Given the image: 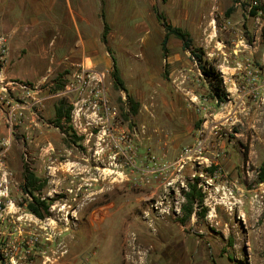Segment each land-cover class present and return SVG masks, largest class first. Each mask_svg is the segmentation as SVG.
Listing matches in <instances>:
<instances>
[{
    "label": "rangeland",
    "instance_id": "rangeland-1",
    "mask_svg": "<svg viewBox=\"0 0 264 264\" xmlns=\"http://www.w3.org/2000/svg\"><path fill=\"white\" fill-rule=\"evenodd\" d=\"M95 5L124 150L79 134L64 100L61 145L26 148L16 169L6 160L0 264H264V0L254 15L250 0ZM157 12L205 49L224 101L178 37L163 49Z\"/></svg>",
    "mask_w": 264,
    "mask_h": 264
},
{
    "label": "crops",
    "instance_id": "crops-1",
    "mask_svg": "<svg viewBox=\"0 0 264 264\" xmlns=\"http://www.w3.org/2000/svg\"><path fill=\"white\" fill-rule=\"evenodd\" d=\"M95 3L0 0V33L8 37V53L0 63V142L8 143L7 161L14 169L26 148L61 145L58 107L64 100L73 106L75 94L60 92L78 65L91 59L92 67L110 69L105 43L91 32L97 24ZM10 111L16 113L13 127L7 122Z\"/></svg>",
    "mask_w": 264,
    "mask_h": 264
},
{
    "label": "built area",
    "instance_id": "built-area-1",
    "mask_svg": "<svg viewBox=\"0 0 264 264\" xmlns=\"http://www.w3.org/2000/svg\"><path fill=\"white\" fill-rule=\"evenodd\" d=\"M251 6L258 5L259 0H250ZM8 53V37L0 33V63ZM109 70L96 69L85 63H80L76 72L65 89L60 92L63 95L75 94V100L72 102V123L79 134L88 137V141L96 134L98 138L105 139V136L111 138L115 147L124 150L126 141L124 133L118 134L113 127V123L118 115V106L112 103L110 97V84L108 78ZM26 91V96H31L27 85L22 86ZM16 113L8 112L7 122L11 127L15 125ZM8 143L0 142V207L2 197H5L8 191L9 172L7 170V148ZM123 146V147H122Z\"/></svg>",
    "mask_w": 264,
    "mask_h": 264
},
{
    "label": "trees",
    "instance_id": "trees-1",
    "mask_svg": "<svg viewBox=\"0 0 264 264\" xmlns=\"http://www.w3.org/2000/svg\"><path fill=\"white\" fill-rule=\"evenodd\" d=\"M258 9H259L258 6H254L251 9V14L253 15L256 14ZM157 16L166 30V34L162 41L163 49L167 48L170 35L173 34L176 37H178L183 42V48L185 50H190L192 52L193 59L196 61L200 71L204 75L205 79L208 81L209 88L213 96L217 98L220 102L224 101L226 98V94H227L225 85H224L225 84L224 77L221 71H219V69L208 59V57L206 56L205 49H203L202 47L197 48L194 45V39L191 36V34L183 30L182 28L176 27L172 25L171 23H169L162 13L157 12ZM103 39L106 40L105 32L103 33ZM114 75L116 77L117 83L122 84V81L120 79L119 72L117 69L115 70ZM70 112H71V107L65 109L64 103H62L58 107V115L60 116V118L65 117L67 121L70 120ZM25 178H26L25 190L29 192L28 191L29 188L35 184L36 176L27 167H25ZM195 189H196V186H193V192L190 195H195ZM37 202L39 204L30 203L28 207L32 213L42 218L44 215H43V212L41 211V206H44V208L48 210V204L46 203V201H41L38 198H37ZM190 202L192 203V199L190 200Z\"/></svg>",
    "mask_w": 264,
    "mask_h": 264
}]
</instances>
